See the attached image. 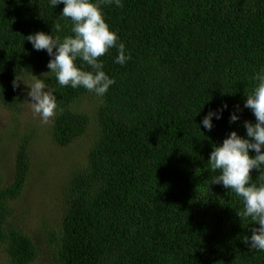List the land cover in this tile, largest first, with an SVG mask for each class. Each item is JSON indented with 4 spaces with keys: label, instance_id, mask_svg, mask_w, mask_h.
Listing matches in <instances>:
<instances>
[{
    "label": "trees",
    "instance_id": "trees-1",
    "mask_svg": "<svg viewBox=\"0 0 264 264\" xmlns=\"http://www.w3.org/2000/svg\"><path fill=\"white\" fill-rule=\"evenodd\" d=\"M122 2L103 4L131 53L124 65L114 62L115 48L99 58L115 81L108 93L61 87L54 74L45 81L58 104L53 146L91 140L86 159L65 174L62 221L46 240L50 264H264V252L243 243L258 225L237 215L243 204L234 192L211 184L219 172L208 162L214 144L231 131L245 136L244 121L255 123L244 102L264 67V0ZM63 8L0 0V103L13 119L25 84L51 71L47 51L26 37L72 35ZM224 104L223 118L204 129V116ZM233 112L240 119L230 123ZM35 140L34 132L19 139L12 182L0 188V247L10 264L41 260L39 242L14 216L35 166Z\"/></svg>",
    "mask_w": 264,
    "mask_h": 264
},
{
    "label": "clouds",
    "instance_id": "clouds-1",
    "mask_svg": "<svg viewBox=\"0 0 264 264\" xmlns=\"http://www.w3.org/2000/svg\"><path fill=\"white\" fill-rule=\"evenodd\" d=\"M56 8L63 4L60 16L72 22V35L62 40L58 36L43 31L26 37L37 51L46 50L51 57L47 67L50 72L44 73L43 78L34 80L29 86L27 101L33 112L43 123L56 114L58 104L55 89L49 88L45 81L48 74H54L61 87L73 89L84 88L90 93L103 97L115 83L104 71V62L99 59L115 48L118 55L114 62L124 65L131 59L125 43L119 38L118 31L111 28L106 21L103 4H115L122 7V0H49ZM61 30L59 24L55 25ZM90 69V70H88ZM257 81L254 89L247 95L244 108L251 109L255 123L244 121L246 135L241 136L237 131H231L222 144H214L209 157L212 172H219L211 177V184L222 185L236 194L243 204L237 215L252 222L250 236L243 237V243L250 250L264 252V67L254 76ZM21 80L17 77L13 87L19 88ZM228 107L224 104L221 109H214L204 116L202 125L211 132L213 119H222L223 111ZM240 119L236 112L230 115L229 122L235 123ZM201 127V126H200ZM254 151L253 156L251 152ZM259 171L254 180L251 172Z\"/></svg>",
    "mask_w": 264,
    "mask_h": 264
},
{
    "label": "rangeland",
    "instance_id": "rangeland-1",
    "mask_svg": "<svg viewBox=\"0 0 264 264\" xmlns=\"http://www.w3.org/2000/svg\"><path fill=\"white\" fill-rule=\"evenodd\" d=\"M36 79L32 78L28 85ZM29 90L27 86L23 110L17 119H13L0 103V188L12 182L19 139L31 132L36 133L37 140L32 146L35 166L30 183L16 205L14 216L17 224L39 242L41 260L35 264H50L51 247L46 240L52 233L58 232L62 221L65 174L86 159L91 140L84 138L74 149L53 146L50 128L54 117L46 124L41 121L27 101L30 99L27 96ZM12 133H19V137L7 142L6 136ZM0 264H10L3 247H0Z\"/></svg>",
    "mask_w": 264,
    "mask_h": 264
}]
</instances>
